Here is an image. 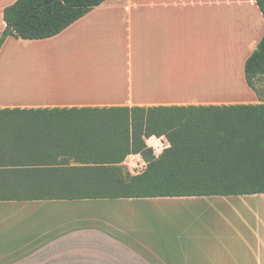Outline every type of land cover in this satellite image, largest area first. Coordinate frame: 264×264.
<instances>
[{
	"label": "crops",
	"instance_id": "0c3cea01",
	"mask_svg": "<svg viewBox=\"0 0 264 264\" xmlns=\"http://www.w3.org/2000/svg\"><path fill=\"white\" fill-rule=\"evenodd\" d=\"M17 1L0 0V38L4 11ZM222 8L229 17L226 32L238 38V52L245 53L242 67L264 36L256 0H106L54 38H8L0 50V110L264 104L239 65L234 77L246 99L224 100L232 75L220 78V52H227L220 49ZM242 20H248L247 27ZM62 40H71L75 55L88 56L89 63L72 65L70 77L57 69L38 85L41 72L50 70L1 63L10 49ZM78 167L84 165L21 166L0 159V264H255L241 260L238 248L202 241L186 223L195 213L158 205L205 198H231L226 200L241 205L264 200V194L111 199L69 196L73 191L57 186L30 188L78 182L72 171ZM252 231L257 242L246 248L264 264V240L258 229Z\"/></svg>",
	"mask_w": 264,
	"mask_h": 264
},
{
	"label": "trees",
	"instance_id": "16d2710c",
	"mask_svg": "<svg viewBox=\"0 0 264 264\" xmlns=\"http://www.w3.org/2000/svg\"><path fill=\"white\" fill-rule=\"evenodd\" d=\"M105 1L18 0L4 11L0 50L11 37L54 38ZM256 2L264 16V0ZM245 76L257 92L256 83L264 77V36L246 61ZM152 136H165L170 143L159 158L146 144ZM131 154L147 163L140 175L123 166ZM0 159L21 166L83 164L72 170L78 182L30 186L32 191L57 186L75 197L264 194V104L0 110Z\"/></svg>",
	"mask_w": 264,
	"mask_h": 264
},
{
	"label": "rangeland",
	"instance_id": "374dc122",
	"mask_svg": "<svg viewBox=\"0 0 264 264\" xmlns=\"http://www.w3.org/2000/svg\"><path fill=\"white\" fill-rule=\"evenodd\" d=\"M223 1V0H222ZM225 1V0H224ZM222 12L220 17V28L224 37L220 36V49L227 51L220 52V78L231 74V80L229 82L226 91L224 92L226 99L244 100L245 94L242 93L241 86H238V79L236 81L234 77V68L236 69L241 64V59L245 56L244 51L242 53L240 44L237 42L238 38L228 35L226 27L229 24V17L227 14V8ZM247 27L248 20H242L241 25ZM71 40H62L60 43H45L35 44L26 49L24 45L19 48L10 49L3 56L1 63L10 65H37L41 70H50L41 72V81L38 85L43 84V77L49 72L57 69L65 76L70 77L73 74L72 65H83L89 63L88 58L75 55L72 51ZM244 47V45H243ZM232 52L233 55H232ZM235 55V56H234ZM58 66L60 68H58ZM243 65L241 68H244ZM64 67V68H63ZM68 71H72V74ZM48 72V73H47ZM43 73V74H42ZM60 74V76H63ZM63 76V77H64ZM51 85L48 84L47 87ZM235 89H232L231 87ZM46 87V88H47ZM56 88V87H54ZM52 87L51 90L54 89ZM257 94L264 100V77L260 82L256 83ZM18 98V96H16ZM27 96L26 98H31ZM44 98V96H41ZM33 98V97H32ZM231 198H210V199H196V200H162L164 202L155 203L153 205L177 208L185 210L186 212H193L195 216L186 220V223H190L193 226L194 234L197 236H203L202 241L207 243L217 244L223 247H235L241 250V260L254 261L258 264V260L251 251L246 247L248 243L250 245L256 244V239L253 236L251 229H258L264 240V200L262 198L245 200L242 204H233L232 200H226ZM233 199V198H232ZM263 203H261L262 201ZM146 206H150L149 204ZM263 225V226H260ZM252 227V228H251ZM199 234V235H198ZM195 235V236H196ZM230 252L223 253L225 260L232 262V256Z\"/></svg>",
	"mask_w": 264,
	"mask_h": 264
},
{
	"label": "built area",
	"instance_id": "2783aa9c",
	"mask_svg": "<svg viewBox=\"0 0 264 264\" xmlns=\"http://www.w3.org/2000/svg\"><path fill=\"white\" fill-rule=\"evenodd\" d=\"M146 144L148 148L152 150L153 155L156 158H159L165 150L170 148V143L165 136H152L150 138H146ZM125 165L129 173L133 176L142 174L147 168L146 161L139 154L129 156Z\"/></svg>",
	"mask_w": 264,
	"mask_h": 264
}]
</instances>
